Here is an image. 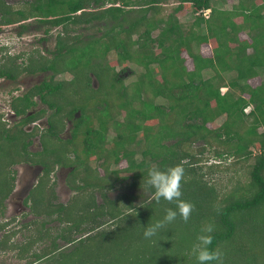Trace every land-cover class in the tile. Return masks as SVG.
Masks as SVG:
<instances>
[{"label": "trees", "instance_id": "16d2710c", "mask_svg": "<svg viewBox=\"0 0 264 264\" xmlns=\"http://www.w3.org/2000/svg\"><path fill=\"white\" fill-rule=\"evenodd\" d=\"M223 1H233L232 7L218 8L215 0H31L19 6L0 0V30L17 25L23 34L30 19L46 33L61 27L51 56L0 46V78L44 75L10 101L23 119L11 124L0 113L1 213L12 190L11 165L31 160L45 170L32 190L33 211L52 214L82 235L63 233L74 254L51 260L59 250L55 238L51 246L35 248L51 237V228L18 243V231H6L8 223L0 221L3 250L34 258L29 264H86L78 257L86 249L75 245L97 237L102 241L91 250L97 264H197L193 246L212 225L209 248L219 253L212 264H264V0ZM189 10L194 19L183 23L179 13ZM76 26H98L102 34L85 38ZM207 70L212 74L205 77ZM255 78L260 83L253 85ZM46 115L45 130L25 129ZM69 120L72 137L64 138ZM37 133L43 149L31 153L30 136ZM103 155L126 161L121 170L129 174L128 185L144 189L110 197L108 190L123 179L109 175V168L103 175L85 159ZM69 163H78L68 180L77 194L67 204L52 202L50 174ZM176 165L185 170L181 199L193 204L192 213L146 239L145 228L176 208L163 198L157 202L155 189L145 184L147 172Z\"/></svg>", "mask_w": 264, "mask_h": 264}, {"label": "rangeland", "instance_id": "374dc122", "mask_svg": "<svg viewBox=\"0 0 264 264\" xmlns=\"http://www.w3.org/2000/svg\"><path fill=\"white\" fill-rule=\"evenodd\" d=\"M25 1H31V0H8L9 3L13 4V5H21L23 3H25ZM232 3L233 1H229V2H224L223 0H215V5L218 8H231L232 7ZM168 7V11L170 10L171 4L167 6ZM193 13L189 10L188 12L182 11L179 13V19L183 22V23H187L190 22L194 19ZM29 23V29L26 32H23V34H19V26L14 25V26H7L5 28H3L2 30H0V46L5 43L9 45V50L12 53H30L33 50L36 49H40L44 54H47L48 56L50 55V49L53 50L56 44V36L59 30H61V27H54L51 29L50 33H46L45 31V27H41V28H37L35 22H33V19H30L28 21ZM75 33H82L83 36L86 38L89 35H93V34H97V35H101V31L99 30L98 26H93V27H86V26H76L75 29ZM158 32V31H157ZM157 32H154V35H157ZM43 38H47V39H43ZM202 49L206 50L205 52H210V47L209 46H201ZM252 49H250L249 51H251ZM3 55V52L0 49V57ZM109 59L112 60L113 63H115V58L113 55H109ZM23 58L19 59V62H22ZM122 65H120L118 67L119 70L122 69ZM133 67V68H132ZM133 69H135V66L132 64L131 67H128L127 71L124 72V75L127 78H130L128 73L131 72ZM212 74V72L210 70L205 71L204 75L205 77H208ZM42 75L41 73L36 74V75H32V74H23L22 76H20L19 79H17L15 82L14 81H9V80H5L3 78H0V113L4 114L5 119H8L9 121L15 120V118L13 119V115H12V111H11V106H10V101L13 97V95H19L21 94L23 91H28L30 89V87L36 83H39V81L42 79ZM230 75H232L230 73ZM134 76V75H133ZM131 76V78L133 77ZM61 77V76H60ZM70 78L71 76L69 75H64V78ZM160 78V77H159ZM129 79H127L126 81H128ZM94 83L95 85H97V80L94 78ZM253 85H256L258 83H260V79L259 78H255L252 80L251 82ZM227 88H223V91H226ZM35 99L39 102L38 98L35 97ZM41 105V104H40ZM43 105V104H42ZM44 106V105H43ZM38 109V106L36 107ZM114 112H116L115 110H117V107H115V105L112 106L111 108ZM251 107L248 108V111H250ZM124 115V113H123ZM224 117L219 118L218 122L221 123L223 122ZM40 123V128L38 131L45 130L48 126L47 123V115L45 117H43L42 119L39 120ZM47 124V125H46ZM33 124H31L30 126L27 127V129H32ZM72 121H67V125H66V130H64V134L62 135V137L66 138L71 136L72 134ZM261 130H264L261 129ZM115 135V131L111 128L109 131V137L112 138ZM84 134L82 132L79 133L78 138H83ZM109 138V139H110ZM112 145V143L110 141H107L106 146L109 148ZM32 147L30 148L32 151H37V150H41L42 147V142L41 139L38 137L33 139V144L31 145ZM85 158V156H84ZM103 158H106L103 160ZM87 160V162L95 168H99V171L104 175L107 173V168H109V175L113 176L114 174L118 175V177L123 179V183H125V185H121L122 181L120 182H116L117 187H115V189H112L111 191V197H116L118 195L124 196V195H137L139 193V191L144 189V186H133V185H128L131 182L130 178H125L127 177L129 174H127L126 172H123L122 167H125L126 161H121V163H114L113 161V157L112 159L103 155L100 158H96V156L93 157H89V158H85ZM108 162L112 163L110 166L107 165ZM98 165H100L98 167ZM59 167L57 168V172H55V177L57 180L58 184V189L57 191V198L56 196H54V199L52 200H57L59 202H68L72 195H73V191L69 189L66 181L68 180L67 177V172H69L70 168L66 167V169H62L60 167V165H58ZM12 169L15 170V168L13 167ZM16 169L18 171L17 173V186H16V193L14 192V196L13 198H11L10 201H8V209L7 211L5 210V213H3L1 215L0 221L3 222H7L8 226L6 227V231H13V230H17L18 233H16V235L14 236L13 240L16 242H23V241H27L30 237H38L40 235V233H45L46 232V227L45 226H40V223L37 221L36 223L32 224L29 223L30 218H25L24 215H22V208H27L24 203H22L24 197L29 193L28 191V187L29 185L33 182L34 184L36 183L37 177L41 174V172L43 171L42 166L39 165H34V164H17L16 165ZM56 173H58L56 175ZM226 175H228V173H226ZM67 177V178H66ZM59 181V182H58ZM33 184V185H34ZM55 194V193H54ZM53 195V193H52ZM101 198L98 197V202L100 201ZM77 204V203H76ZM24 205V206H22ZM22 206V207H21ZM25 211V210H24ZM29 211V208L26 210ZM15 217V219H11ZM31 218H33V215L31 216ZM176 219H180L179 216H177ZM42 220V219H41ZM130 219H125V224L127 226V224L129 223ZM134 220V219H132ZM123 224V225H125ZM57 224H50L49 228H51V237L47 238L46 240L43 241H39L36 244V249L39 251L41 250L44 246H51L54 242V238H55V242L58 243V245L60 247H62V251H64L65 253H58L54 256H52L50 259L54 260V259H69L70 256H73V252H71L72 247H74L72 245L68 246L65 244V242L63 240H58V231L55 229L57 226ZM111 224H109L110 226ZM113 225V224H112ZM56 226V227H55ZM3 233V232H2ZM2 233L0 232V236H2ZM73 235H76L77 233H72ZM82 235H77L76 237H81ZM176 233H174L173 237H176ZM98 241H102L100 240V238L95 237L92 240H88L85 239L84 241L78 243L75 245V247L77 246L78 248H85L86 250L83 252V255L78 256L79 260L84 261L86 259V264H97L98 263V258L96 257L95 254H92V249H96V246L98 244ZM110 247V244H109ZM86 254V255H85ZM34 258H29L26 257V259L24 258H19L18 255V250H3V248L0 247V264H29L31 261H34ZM88 261V262H87ZM38 264H43V263H38ZM72 264V263H71ZM85 264V263H84Z\"/></svg>", "mask_w": 264, "mask_h": 264}, {"label": "clouds", "instance_id": "9594fccd", "mask_svg": "<svg viewBox=\"0 0 264 264\" xmlns=\"http://www.w3.org/2000/svg\"><path fill=\"white\" fill-rule=\"evenodd\" d=\"M185 170L181 165L160 169L158 167L150 168L147 172L145 184L155 189V198L157 202L161 198L169 202H175V209H168L162 219L149 224L143 235L146 239H151L165 228L166 225L176 220L177 216L187 221L192 213L193 204L182 200V184ZM214 228L208 225L202 230V234L197 237L198 243L193 246V252L196 256L197 264H212L219 261V253L209 248L211 245ZM41 242V241H40Z\"/></svg>", "mask_w": 264, "mask_h": 264}, {"label": "flooded vegetation", "instance_id": "af4514ba", "mask_svg": "<svg viewBox=\"0 0 264 264\" xmlns=\"http://www.w3.org/2000/svg\"><path fill=\"white\" fill-rule=\"evenodd\" d=\"M39 74V73H38ZM43 76L44 75H42V79H43ZM41 79V80H42ZM40 80V81H41ZM39 81V82H40ZM15 82V81H14ZM35 85V84H34ZM33 86V85H32ZM31 86V87H32ZM30 87V88H31ZM25 92H27V91H23L21 94H19V95H23ZM37 98H38V100L40 99V97L39 96H36ZM36 100V99H35ZM37 101V100H36ZM41 104V105H40ZM44 105V104H43ZM42 103H40V100H39V102H38V109H40L42 106ZM36 106V107H37ZM37 109V108H36ZM12 111V110H11ZM12 115H13V119L15 118V120H13V122L12 121H10V123L11 124H14V123H17V122H19L21 119H23L24 118V116H17L13 111H12ZM40 120V119H39ZM39 120H37V121H35V122H32V123H30V124H27L26 126H25V129L27 130V131H33L34 129H38V128H40V123H39ZM31 124H33V126L34 127H32V129H27V127L28 126H30ZM47 125V124H46ZM66 130V129H65ZM64 134V131L62 132V134H61V136ZM39 136V138L41 139V133H37V134H34V135H32V136H30V140L32 141L31 143H30V145H29V147L31 148L32 146V144H33V139L34 138H36V137H38ZM72 137V135L71 136H69V137H66V138H71ZM42 147H43V145H42ZM29 148V151L31 152V153H38V152H40L41 150H37V151H32L31 149ZM71 157H72V159H74L75 157H76V154L73 152L72 154H71ZM104 159H106V158H103V160ZM26 163H29V164H34V165H39V166H42V169H43V171L41 172V174L37 177V180H36V183L33 185V187L31 188V190L29 191V194L27 195V196H25L24 197V199H23V203H24V205L27 207V208H22V215H24V217L25 218H30V221H29V223H31V222H34V221H36V220H39V223H40V226L42 225V226H45V227H50L49 225L50 224H57L55 227V229L58 231V240H63L64 242H65V244L66 245H68V246H70V245H72V244H74L73 242H68V241H65L63 238H62V234L64 233V234H67V235H73L72 233H74V232H69V230H68V228H70L69 226H68V223H65V222H62V220H60V219H56L55 217L56 216H53L52 214H41V215H39V214H36L34 211H33V205H34V201H33V199H32V196H31V194H32V190H33V188L36 186V184L39 182V180H40V178H41V176H43V174H44V172H45V170H44V165L43 164H41V163H37V162H32L31 160H28V161H26V160H23V159H21V161H18V162H16V163H13L12 165H11V169L14 167L15 168V170L14 169H12V173H11V175H9L10 177H11V179H10V184H11V187H12V190H11V192H10V194L8 195V197L4 200V203H3V211H2V213H1V210H0V218H1V215L3 214V213H5V210L7 211V209H8V201H10L11 200V198H13V197H15L14 195H13V193L16 191V186H17V173H18V171H17V169H16V165L17 164H26ZM60 165V164H59ZM78 165V163H73V164H65V165H60V167L62 168V169H66V167H69L70 168V170H69V172H67V177H68V180H69V175L71 174V172L74 170V168L76 167ZM100 165H98V167H99ZM59 166L57 165L56 166V168H55V170L53 171V172H51V174H50V181H49V183H48V189H49V192H50V190H52L51 191V193H50V198H51V201L52 202H59V201H57V200H52V199H54V196H56V198H57V189H58V184L59 183H57V180H56V178H54L55 177V172H57L56 170H57V168H58ZM100 168V167H99ZM58 173H56V175H57ZM66 177V178H67ZM79 179V178H78ZM68 180L66 181V183H67V185H68V187H69V189L70 190H72L73 191V195H72V197H71V199L68 201V202H66V204L67 203H69L72 199H73V197L77 194V191H76V189H74L73 187H71L70 185H69V182H68ZM59 182V181H58ZM121 185H125V183H121ZM115 187H117V184H115ZM52 193H53V195H52ZM55 193V194H54ZM108 195L111 197V190H108ZM11 197V198H10ZM98 197L99 198H101V202L103 201V199H102V197H101V195H100V193H97V199H98ZM62 203H64V202H62ZM24 205H22V206H24ZM21 206V207H22ZM29 208V211H26L27 209ZM25 210V211H24ZM33 215V218H31V216ZM11 219H15V217H13V218H11ZM42 219V220H41ZM75 233H77V232H75ZM77 235H80L79 233H77L76 235H73V237H76ZM49 238V237H48ZM47 239V238H46ZM45 239V240H46ZM43 241V240H42ZM62 251V247H60L59 246V250H56L55 251V253L56 254H58V253H60ZM54 253V255H56Z\"/></svg>", "mask_w": 264, "mask_h": 264}, {"label": "water", "instance_id": "95a60500", "mask_svg": "<svg viewBox=\"0 0 264 264\" xmlns=\"http://www.w3.org/2000/svg\"><path fill=\"white\" fill-rule=\"evenodd\" d=\"M33 184H34V183L32 182V183L29 185V187H28V191L31 190V188L33 187ZM15 193H16V191H15ZM28 194H29V193H28ZM28 194H27V195H28ZM13 195H14V194H13ZM27 195H26V196H27ZM22 203H23V201H22Z\"/></svg>", "mask_w": 264, "mask_h": 264}]
</instances>
